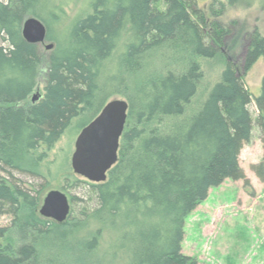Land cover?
<instances>
[{
    "label": "trees",
    "instance_id": "obj_1",
    "mask_svg": "<svg viewBox=\"0 0 264 264\" xmlns=\"http://www.w3.org/2000/svg\"><path fill=\"white\" fill-rule=\"evenodd\" d=\"M38 1L0 0L4 43L0 46V217H12L14 228L38 236L19 249L5 247L2 240L11 229L0 227V264L55 263L56 258L46 255L51 248L43 240L56 236L63 243L69 231L66 227L72 223L45 224L32 219L29 213L39 207L38 194L14 180L12 172L36 175L16 165L17 153L52 148L73 120L83 117V130L112 96L121 94L116 78L102 80V70L129 28L132 40L121 56L122 72L143 71L149 56L162 50L170 51L178 67H166L128 97L119 159L107 181L77 180L72 186L88 185L98 206L85 215L86 220L111 223L121 232L120 249L125 250L128 264H196L182 253L186 220L225 181L250 185L240 156L251 144L255 128L260 132L263 160L252 170L264 182V78L258 98L251 95L244 80L264 57V37L257 30L249 35L244 74L229 60L220 82L192 118L160 131L150 132L146 127L166 125L165 120L185 115L204 76L193 59L212 60L222 53L231 31L220 18L229 8L252 6L253 0H214L207 12L198 0H164L162 10L157 0H95L90 6L92 15L74 25L70 44L50 53L44 96L34 103L29 99L42 59L40 45L25 41L23 24ZM253 105L255 119L249 109ZM72 186L65 191L73 203L77 199L69 194ZM82 247L91 258L96 257L98 237Z\"/></svg>",
    "mask_w": 264,
    "mask_h": 264
},
{
    "label": "rangeland",
    "instance_id": "obj_2",
    "mask_svg": "<svg viewBox=\"0 0 264 264\" xmlns=\"http://www.w3.org/2000/svg\"><path fill=\"white\" fill-rule=\"evenodd\" d=\"M94 1L39 0L29 12L26 20L34 18L41 21L48 32L47 42L39 46L42 59L41 72L29 102L33 101V98L40 99L44 96L50 53L58 47L70 44L74 25L79 20L92 15L90 6ZM213 2L214 0H198L199 7L206 12ZM156 6L158 9H164V0H157ZM220 22L231 31L226 41V48L212 60L199 57L193 59L200 65L204 76L198 83L197 94L187 107L185 115L165 120L166 125L158 123L148 125L146 128L150 132L151 130L160 131L168 124L185 122L192 118L200 110L210 91L220 82L229 60H232L244 74L243 64L249 47V35L257 30L264 37V0H253L250 7L239 5L229 8L220 18ZM130 29L123 34L118 48L102 70V80L116 78L118 81L116 89L121 92L112 96L110 101L129 102L128 97L135 96L139 86L149 78L161 73L166 67L173 70L178 67L177 64H173L170 51L162 50L149 56L143 71L130 74L122 72L121 56L132 40ZM3 44L0 39V46ZM48 46L53 48L48 50ZM263 78L264 57L244 75L246 86L254 98L261 95ZM249 109L255 119L257 115L254 105ZM84 120L83 117L73 120L52 148L41 146L33 152L17 153L16 165L36 175L33 177L18 171L12 172L14 180L22 186L34 189L38 194L39 207L29 213L33 220L45 224L53 222L40 215L41 206L48 193L60 191L67 194L65 188L74 185L75 181L86 183V180L78 177L72 168V158L76 151L77 139L82 132L81 123ZM262 153L260 132L255 128L251 144L244 147L240 156V166L250 185L245 186L244 181H225L219 188L212 189L209 198L187 218L182 253L196 264H264V182H261L252 170L253 165L262 162ZM2 176L7 180L11 179L8 174H2ZM89 191L88 185L84 183L77 187H70L69 194L77 199L73 203L70 200L72 218L68 220V225L72 223V226L66 227L69 231L63 243L56 236L43 240L44 245L51 248L46 255L56 258L53 264H91L93 262L95 264H128L129 259L125 250L120 249L121 245L123 246V243H120L121 232L111 223L107 225L94 219L86 220L85 215L92 213L98 206L96 200H92V194ZM25 212L27 217L28 213ZM0 227L11 229L2 240L5 247L9 245L19 249L38 238L34 234L30 236L21 232L19 228H14L13 218L10 216L0 217ZM94 237H98L100 249L96 257L91 258V254L82 245ZM57 248H60L59 251Z\"/></svg>",
    "mask_w": 264,
    "mask_h": 264
},
{
    "label": "water",
    "instance_id": "obj_3",
    "mask_svg": "<svg viewBox=\"0 0 264 264\" xmlns=\"http://www.w3.org/2000/svg\"><path fill=\"white\" fill-rule=\"evenodd\" d=\"M23 37L33 45L47 42L45 25L37 19H28L23 24ZM53 46H48L51 50ZM39 99L33 98V102ZM129 113V103L124 100L109 101L101 113L80 133L76 151L72 158L74 173L86 181L102 184L119 159L120 142ZM71 214V203L67 194L60 191L48 193L40 209L42 218L64 224Z\"/></svg>",
    "mask_w": 264,
    "mask_h": 264
},
{
    "label": "crops",
    "instance_id": "obj_4",
    "mask_svg": "<svg viewBox=\"0 0 264 264\" xmlns=\"http://www.w3.org/2000/svg\"><path fill=\"white\" fill-rule=\"evenodd\" d=\"M248 146V145H247ZM262 148H263V146H262ZM263 154V153H262ZM262 159H263V157H262Z\"/></svg>",
    "mask_w": 264,
    "mask_h": 264
}]
</instances>
